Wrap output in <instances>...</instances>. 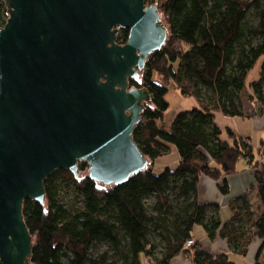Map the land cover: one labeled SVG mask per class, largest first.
<instances>
[{
	"label": "trees",
	"instance_id": "16d2710c",
	"mask_svg": "<svg viewBox=\"0 0 264 264\" xmlns=\"http://www.w3.org/2000/svg\"><path fill=\"white\" fill-rule=\"evenodd\" d=\"M146 2L159 6L161 22L169 32L162 48L148 57L141 80L129 79L131 87H145L151 96L133 133L149 164L127 182L111 185L91 179L86 162L77 174L68 169L53 171L44 182V202L27 197L23 204L33 239L31 263L101 264L108 261V252L94 259L89 250L94 241H106L116 250L120 264H144L143 256L154 264H170L185 250L186 240L193 238L194 227L201 225L211 239L220 235L233 252L242 255L247 254L257 235L261 244L255 264H264V143L257 152L247 138L230 128L228 138L223 139L216 122L218 111L228 116L244 115L242 93L247 75L264 56V0ZM253 12L255 23L249 20ZM8 16L6 2L0 0L1 26ZM128 33V29L121 30L118 41L126 42ZM154 72L174 80L183 95L196 96L200 105L179 111L166 123L169 102L165 96L169 88L153 80ZM263 82L264 62L259 78L250 83V97L259 104L257 112L261 114ZM172 146L179 152L177 166L155 172V160L170 152ZM241 159H247L254 170L253 187L262 212L254 217L250 196L245 194L232 201V217L222 224L216 204L199 202V179L206 175L219 180L218 188L226 194L227 176L239 171ZM85 170L87 174L83 175ZM60 180L74 189L68 201L58 196ZM173 185L180 190L176 203L168 194ZM151 195L155 198V214L148 213L144 200ZM153 232L164 245L160 256L149 238ZM193 263L236 264L228 254L200 249L194 250Z\"/></svg>",
	"mask_w": 264,
	"mask_h": 264
},
{
	"label": "water",
	"instance_id": "95a60500",
	"mask_svg": "<svg viewBox=\"0 0 264 264\" xmlns=\"http://www.w3.org/2000/svg\"><path fill=\"white\" fill-rule=\"evenodd\" d=\"M0 25V264H32L23 215L57 169L105 185L149 164L133 133L151 100L131 87L169 32L146 0H5ZM121 28L128 39L119 43Z\"/></svg>",
	"mask_w": 264,
	"mask_h": 264
},
{
	"label": "rangeland",
	"instance_id": "374dc122",
	"mask_svg": "<svg viewBox=\"0 0 264 264\" xmlns=\"http://www.w3.org/2000/svg\"><path fill=\"white\" fill-rule=\"evenodd\" d=\"M249 20L253 23L256 22V18L254 16V12L249 14ZM248 15V16H249ZM120 33V32H119ZM264 62V56H261L259 60L256 62L254 67L249 71L246 79V89L242 93V101L244 105V115H234L228 116L223 114L222 112L216 113V122L220 126L222 130L221 137L223 139L228 138V128L232 129L234 132L239 133L241 136L251 138L252 145L255 150L258 152V148L264 143V128L256 125L257 113L254 108L259 107V104L255 99L251 98L253 90L250 87V83L254 80H257L260 76L261 66ZM145 72V69L142 71L141 75L138 77L141 80V76ZM153 80L160 84H167L169 91L166 94V100L169 102V108L166 111L165 122L170 123L175 115L181 111L186 109H191L195 106H199V101L196 96H185L181 93V91L176 87V83L174 80L165 79L159 72L153 73ZM262 91L264 92V82L262 84ZM204 92V90H203ZM208 94V93H207ZM172 151L167 154L158 157L155 160L154 170L157 173L162 172L166 167L175 168L178 164L179 152L178 150L172 146ZM256 152V153H257ZM258 154V153H257ZM85 161H79V166ZM88 164V163H87ZM89 167V165H88ZM58 170V169H57ZM64 170V169H63ZM87 170L83 171V175H86ZM176 185V184H174ZM172 186L168 190V194L173 203H176L179 197V188L178 186ZM57 192L58 196L63 198L65 201L70 200L73 197L74 189L67 181L60 180L57 183ZM145 203L148 207L149 214H155V210L153 209V205L155 203L154 196L145 197ZM250 204L251 210L255 212L254 217H259L262 212L261 202L258 194L250 196ZM156 233H151L149 236L151 244L157 246V255L160 256L161 252L164 248L162 241L159 242V238H156ZM108 252L109 258L108 261L102 262L101 264H112L113 262H119V256L116 250L112 247L109 242L106 241H94V244L91 246L89 250V255L94 259L97 258L100 254ZM231 258L236 264H255L252 262L246 255H242L239 253H232Z\"/></svg>",
	"mask_w": 264,
	"mask_h": 264
},
{
	"label": "crops",
	"instance_id": "0c3cea01",
	"mask_svg": "<svg viewBox=\"0 0 264 264\" xmlns=\"http://www.w3.org/2000/svg\"><path fill=\"white\" fill-rule=\"evenodd\" d=\"M258 107L254 108L255 112H257ZM219 112V111H218ZM216 112V113H218ZM256 125L264 128V114L257 113ZM236 133V132H235ZM238 136H241L237 133ZM244 137V136H241ZM247 138L248 141L251 142V138ZM254 148V146H253ZM255 149V148H254ZM172 151V150H171ZM170 151V152H171ZM239 171L237 173H233L227 176L228 184H229V192L226 194L221 193L219 190V184L221 183L219 180H215L206 175H203L199 179L198 184V200L202 204H216L218 206V217L221 220V223L224 224L225 221L231 219L233 211L231 207V203L234 199L248 194L249 196L258 194L256 187L253 185L256 184L254 170L252 165L248 162L247 159H241L238 164ZM222 228V227H221ZM220 228V229H221ZM192 237L195 239V250H203L207 251L211 254H228L229 258H231V254L235 252L229 246L227 239L222 238L220 235H217L214 239H211L204 227L201 225H197L194 227L192 231ZM261 244V239L255 235L254 240L248 246V252L246 257H248L252 262H255L257 252L259 250ZM145 256L143 259L145 260ZM236 263V262H235ZM170 264H194L193 259L185 257L183 253L174 257Z\"/></svg>",
	"mask_w": 264,
	"mask_h": 264
},
{
	"label": "built area",
	"instance_id": "2783aa9c",
	"mask_svg": "<svg viewBox=\"0 0 264 264\" xmlns=\"http://www.w3.org/2000/svg\"><path fill=\"white\" fill-rule=\"evenodd\" d=\"M263 149H264V144H263ZM195 239L194 238H189L185 242V250H183V254L185 257L193 259V247H195ZM189 250V253H188ZM144 264H154L149 257H146L144 260Z\"/></svg>",
	"mask_w": 264,
	"mask_h": 264
},
{
	"label": "flooded vegetation",
	"instance_id": "af4514ba",
	"mask_svg": "<svg viewBox=\"0 0 264 264\" xmlns=\"http://www.w3.org/2000/svg\"><path fill=\"white\" fill-rule=\"evenodd\" d=\"M123 29H125V28H121V29H120V32H121V30H123ZM128 34H129V33H128ZM119 43H121V42H119Z\"/></svg>",
	"mask_w": 264,
	"mask_h": 264
},
{
	"label": "bare ground",
	"instance_id": "6f19581e",
	"mask_svg": "<svg viewBox=\"0 0 264 264\" xmlns=\"http://www.w3.org/2000/svg\"><path fill=\"white\" fill-rule=\"evenodd\" d=\"M196 245V244H195Z\"/></svg>",
	"mask_w": 264,
	"mask_h": 264
}]
</instances>
